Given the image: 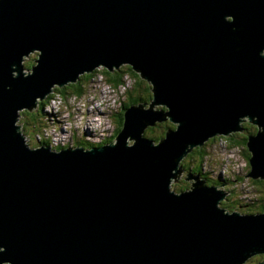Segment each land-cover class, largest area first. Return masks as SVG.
<instances>
[{
	"label": "water",
	"instance_id": "95a60500",
	"mask_svg": "<svg viewBox=\"0 0 264 264\" xmlns=\"http://www.w3.org/2000/svg\"><path fill=\"white\" fill-rule=\"evenodd\" d=\"M263 50L264 0H0V264L264 255V211L225 209L227 191L200 174H187L184 191L171 187L193 149L245 131V117L258 127L245 176L264 178ZM102 65H131L151 85L150 108L127 107L111 143L30 147L19 111ZM163 121L176 126L148 138Z\"/></svg>",
	"mask_w": 264,
	"mask_h": 264
},
{
	"label": "rangeland",
	"instance_id": "374dc122",
	"mask_svg": "<svg viewBox=\"0 0 264 264\" xmlns=\"http://www.w3.org/2000/svg\"><path fill=\"white\" fill-rule=\"evenodd\" d=\"M31 58L36 60V50L23 56L25 61ZM102 68L104 69V65L94 68L89 81H86L87 84L83 86V93L79 96L68 94L66 97H61L55 91V87L52 88V93L50 94L52 97L44 106L43 114L38 117L41 119V123H39L37 129L29 131V134L27 133L26 135V140L30 147H38L37 143L39 141H42L43 144L50 146L52 149L58 148L57 146L75 147L77 143L78 146H81V143H92L93 146L103 145L106 142L109 143L111 138L113 139L112 142H114L116 128L113 115L125 109L124 104L127 102L128 91L132 88L136 79L134 77H125L126 86L114 89L107 83L106 77L102 74ZM37 101L40 104L41 98H37ZM163 107V105H156L154 109L160 110ZM149 108L150 102L148 104ZM39 109L40 105L34 108L35 111H39ZM23 112L19 111L21 119L17 121V125H25ZM248 119V117H245L243 119L245 121L242 123L248 122ZM86 121H90L89 128L94 130L91 131L92 134L86 131ZM93 122H99L101 126ZM237 133L239 132L233 131L230 132V135ZM239 134L246 137L245 133ZM228 137L219 134L205 143L203 148L207 152V159L203 165V172L207 174V178L211 179V181L216 180V183L218 181L217 184L213 185L220 186L221 189L228 191L225 200H221V203L227 204L232 212L239 211L243 214L258 213L259 211L251 208V206L245 208L238 206L239 202H250V204H253L256 199L264 198V193L257 192L253 179L245 176L249 174L251 167L249 162H247L244 148L234 145L227 139ZM188 173L190 172L185 170V173L176 182L175 180L172 181V189L180 190L178 188L182 180L191 186V182L185 179ZM256 256L264 255L256 254L247 263L253 264L252 260Z\"/></svg>",
	"mask_w": 264,
	"mask_h": 264
},
{
	"label": "trees",
	"instance_id": "16d2710c",
	"mask_svg": "<svg viewBox=\"0 0 264 264\" xmlns=\"http://www.w3.org/2000/svg\"><path fill=\"white\" fill-rule=\"evenodd\" d=\"M35 64H36L35 60L31 58L28 61H25L24 66L26 69H31ZM102 74L104 77H106L107 83L114 89L126 86L124 82L125 77H134L136 79L134 82V85L128 91L127 102L124 104L125 109L131 105H134L140 102L148 103L151 101L152 91H151L150 83L144 80L139 75V73L135 72L131 65H123L120 68H115L112 71L108 70V68L107 69L102 68ZM91 75H92L91 73L84 74L80 76L78 82L68 84L61 88L56 87L55 91L58 94H60L61 97H66L68 94H74V95L79 96L83 93V86L87 84L86 81H89ZM51 97L52 95H49L46 100L41 101V103L39 104L40 105L39 111L34 110L30 112L29 111L23 112L24 113L23 120L25 122L24 123L25 125H22V129L24 131L25 136L27 135V133L29 134V131H32L38 128L39 123H41V119L38 117L43 114V108ZM113 120H114V124L116 128L115 131L118 134L123 129V122H124L123 111L120 113H117L116 115H113ZM175 126L176 125H174L170 121L159 122L155 126L149 127L148 129H146V136L150 139L157 140L156 142H158L164 138L166 131H168V129L175 128ZM243 128L245 129V131H247L248 134H256L258 131V127L250 122L244 123ZM247 136L248 135H246V138H245L244 136H242V134L237 133V134H233L229 136L227 139L230 142L234 143V145L242 147V149L244 148L246 156H247V162H249L250 154L248 153L246 149ZM109 141L112 142L113 139L111 138ZM80 145L85 146L86 148L93 146L92 143H81ZM203 147H205V145ZM203 147H197L193 149L192 152H190L188 156L182 161L181 165L186 171L190 173L200 174L202 178L207 180L208 184H217L218 181L217 183H216V180L211 181V179L207 178V174L203 172V165L207 159L206 158L207 152ZM252 181L256 185L257 192L264 193L263 192L264 191V180H252ZM189 187H190V184L182 180V183L180 187L178 188L180 190H177V189L175 190L184 191L188 189ZM222 206L225 209L232 212V210L227 204L222 203ZM238 206L240 208L251 206V208H254L258 211H263L264 210V198L261 197V198L256 199V201L253 202V204H250V202L248 203L239 202ZM252 261H253V264H257V262L259 261H264V256H256V258L253 259ZM247 264H251V263H247Z\"/></svg>",
	"mask_w": 264,
	"mask_h": 264
},
{
	"label": "bare ground",
	"instance_id": "6f19581e",
	"mask_svg": "<svg viewBox=\"0 0 264 264\" xmlns=\"http://www.w3.org/2000/svg\"><path fill=\"white\" fill-rule=\"evenodd\" d=\"M81 76H82V75H81ZM51 93H52V92H51ZM51 93H50V94H51ZM50 94H49V95H50ZM49 95H48V96H49ZM48 96H47V98H48ZM47 98H46V99H47ZM148 103H149V102H148ZM154 106H155V105H154ZM37 107H38V106H37ZM37 107H36V108H37ZM163 108H164V107H163ZM125 110H126V109H123V112H124ZM87 120H88V119H87ZM89 123H90V121H86V124H87V126H86V131H88L90 134H92L91 131H94V130H92V129L89 128V127H90V126H89ZM93 123H97L99 126H101L99 122H93ZM156 124H157V123H156ZM64 125H65V124H64ZM150 127H153V126H150ZM148 128H149V127H148ZM148 128H147V129H148ZM246 132H247V131H243V132H239V133H246ZM94 134H95V133H94ZM231 135H233V134H231ZM231 135H230V136H231ZM247 135H248V136H247V139H246V147H247V150H248V152H249V154H250V158H251V153H250V150L248 149L247 142H249V136H255V134H248V133H247ZM109 143H111V142H109ZM28 145H29V144H28ZM37 145L39 146V143H37ZM204 145H205V144H203V146H204ZM203 146H202V147H203ZM69 147H74V146H69ZM54 149H59V148H54ZM250 158H249V162H250ZM183 169H184V168H183ZM172 180L174 181L175 179L172 178ZM257 180H264V178H260V177H259V179H257ZM209 185H210V184H209ZM225 198H226V196H225ZM221 205H222V203H221ZM263 211H264V210H263ZM251 257H252V255L249 256V257L246 259V263L248 262V260L251 259Z\"/></svg>",
	"mask_w": 264,
	"mask_h": 264
},
{
	"label": "flooded vegetation",
	"instance_id": "af4514ba",
	"mask_svg": "<svg viewBox=\"0 0 264 264\" xmlns=\"http://www.w3.org/2000/svg\"><path fill=\"white\" fill-rule=\"evenodd\" d=\"M245 135H247V132L245 133ZM245 137V136H244ZM246 138V137H245ZM227 184V183H226Z\"/></svg>",
	"mask_w": 264,
	"mask_h": 264
}]
</instances>
